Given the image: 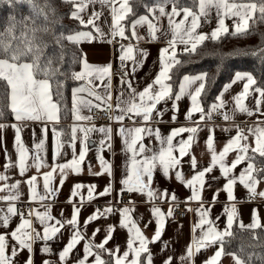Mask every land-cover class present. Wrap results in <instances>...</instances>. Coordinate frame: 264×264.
I'll return each mask as SVG.
<instances>
[{"label": "snow or ice", "instance_id": "1", "mask_svg": "<svg viewBox=\"0 0 264 264\" xmlns=\"http://www.w3.org/2000/svg\"><path fill=\"white\" fill-rule=\"evenodd\" d=\"M0 3L15 6L17 3L30 6L31 11L26 17L11 16L4 29L0 30V83L4 91L0 93V99L5 103L0 104V133L6 128L14 130V155L9 152L3 137L0 136V151L5 156V163L0 173V203L6 207L0 208V264H35V256L40 254L44 257L41 264H155L154 256L149 247L150 244L160 242L164 250L169 244L161 240L166 217L174 215V209L169 208L167 213L155 206V202L170 198V202L177 201L175 193L167 190H158L153 187L154 173L159 172L166 179H175L189 188L191 191L190 201L198 202L199 207L195 210L198 220L192 226V240L186 246L184 254L180 255V264H196V258L201 252L213 249L212 254L206 256L202 264H222L225 257H230L233 264H253L258 261L264 264V253H252L247 260L241 258L236 252L226 250L230 243L228 238L233 237L234 224L242 231H251L253 239L259 240L256 230L264 231L258 210L253 209L251 222L244 224L238 220V209L235 205L236 197L234 188L239 183L246 190L249 202L259 197L264 199V190H258L264 184V79H258L252 72H236L232 84L243 81V89L232 97L234 101L231 112L223 111L222 117L225 122H234V117L245 115L249 118L259 116L260 119L252 125L242 128L235 125V135L229 137L222 150L216 151L214 146V128H210L206 138V149L210 156L207 166L200 167L194 155L189 154L193 142L197 140L198 133L204 129L200 127L202 122L210 121L213 114L228 106L229 101L224 99L225 93L231 88L226 85L216 97L209 108L201 103L202 93L206 88V73L197 75H183L178 84V90L174 92L173 85L168 83L172 80V70L181 65L178 58L180 53L196 54L199 46L206 41L217 42L224 37H243L250 34V22L264 23V0H191V4L185 0H139L140 9L133 7L132 0H62V3L70 6L69 18L78 22L76 30H59L55 36V43L61 49L63 60V41L73 45L81 42H91L95 39L106 40L111 43L116 37L122 40L135 39L137 41L161 42L164 46L159 50V71L150 83L142 90L133 85L131 77L137 67H142L148 55L147 51L139 50V58L135 56L134 47L131 44L120 45L118 59L124 75L119 77V88L112 86V65L92 66L87 62L81 51L78 61L81 64L80 71L69 73L72 80L83 82L80 86L72 89L71 111L76 121L91 122V115H81V107L89 111L93 107L98 109H111L115 113L110 117L117 123L116 135L122 141L121 153L125 157V174L119 179L116 187L115 166L110 160L98 155L100 172L90 173L93 175L106 174L110 180L102 191L96 195L99 197L110 196L114 192L116 204H123V194L127 193L144 195L147 201L153 204L150 209L155 218L156 228L153 236L149 239L138 226L139 221L133 219L131 213L134 208L127 205L113 207L109 202L101 211L99 208L86 218L83 228L97 219L107 218L109 215H119L117 224L108 225L104 229L102 242L94 243L95 236L102 231L101 228L93 230L91 237L82 230L78 217L81 212L83 196L80 201L74 202L72 198L80 195V190L85 187L82 183H75L70 190V198L67 201L73 205L70 218L58 219L51 214L52 204L63 188L70 174H80L81 165L89 151L88 136L91 132H100L104 138L100 140V149L109 150L113 157L117 154L113 148V129L110 126L95 125L90 127L74 125L70 128V139L67 146L72 149L73 157L70 162L59 163L62 149L66 144L61 139L63 130H58L55 124L60 120L61 102L63 101V82L56 79L55 93L52 90V80L58 75H63L59 69L52 66V56L56 55L53 50L51 55H45L47 45L40 39L38 33L50 32L48 27L49 9L54 14V9L47 2L43 7L36 0H0ZM96 6H99L97 9ZM215 11L216 27L210 33L198 32L201 20L210 19L212 11ZM110 17V20H109ZM103 18V19H102ZM231 20L232 24L225 23ZM126 22V23H125ZM104 25L107 27L105 28ZM146 27L147 36H142L138 28ZM86 29V30H85ZM231 29V30H230ZM130 31V36L126 35ZM264 53L252 51L256 56ZM264 59V56H262ZM73 60H77L74 56ZM132 62L131 70L126 64ZM100 83L97 84L96 81ZM195 86V87H193ZM102 87L103 91H99ZM116 92L115 97L113 92ZM82 94H87L90 99H85ZM187 95L191 100V107L186 113V119L194 126L171 129L170 134L163 135L159 128L151 125L164 123L163 115L166 109L158 108L162 102L171 100V110L174 113L170 122H176L175 113L179 111L178 102ZM54 96L56 99H54ZM253 98L252 106L245 101ZM195 113H199V119H194ZM11 115L14 123L5 121L7 115ZM125 119L131 121L132 126L124 125ZM27 122L40 123V139L35 144L34 154L30 156V149L25 146L22 132ZM52 124L54 137L53 162L49 164L42 153L45 151V143L49 132L48 125ZM207 127V125H205ZM233 131L232 128L223 129ZM83 133L78 137L77 133ZM183 133H189L186 139L181 138L176 143L174 139L181 137ZM145 139H154L159 142V149L145 144ZM77 140L81 147L77 155ZM178 152L179 156L174 153ZM230 153H235L232 160L226 162ZM189 156L190 171L194 174L188 178L181 170L182 158ZM257 157L260 159L258 160ZM244 165L238 175L234 170ZM218 166L219 176H210ZM36 170V175L28 177L25 181L8 183L10 177L6 175L12 169H18L19 175L25 176L31 169ZM49 169L42 175V191L37 190L38 175L41 169ZM59 176L58 185H54L55 175ZM211 180L223 179L222 188L214 191L209 205L218 202L220 191L226 193L228 201L233 202L224 207L226 224L221 228L216 220L210 219L211 207H205L202 193L205 186ZM26 183L29 200L22 201L20 185ZM210 186V185H209ZM97 185L87 186L88 200L94 199ZM39 204L43 211L27 207L18 208L17 204ZM135 201L129 199L128 204ZM63 216V212H61ZM19 218L13 226L14 218ZM55 221V223H50ZM151 223V221H149ZM39 225L37 227L36 225ZM147 227V224L145 225ZM67 228L69 237L67 243L58 251H53L50 241L58 239L63 233L61 229ZM119 229L128 233L126 248L121 250L119 245L113 248L106 247L112 239V234ZM83 244L82 256H75L77 246ZM40 245V247H35ZM240 251H243L241 248ZM23 254V258L20 259ZM55 255L53 262L48 257ZM110 257L109 260L103 258ZM162 264H173V258L165 257Z\"/></svg>", "mask_w": 264, "mask_h": 264}, {"label": "crops", "instance_id": "2", "mask_svg": "<svg viewBox=\"0 0 264 264\" xmlns=\"http://www.w3.org/2000/svg\"><path fill=\"white\" fill-rule=\"evenodd\" d=\"M97 9L99 6H96ZM103 19V18H102ZM110 20V17H109ZM216 17H215V11H212V15L210 19L204 20L202 18L201 20V27L198 29V32L202 33H210L215 27H216ZM226 24L231 25V20H226ZM106 28L107 26L104 25ZM86 30V29H85ZM231 30V29H230ZM139 33L142 36H147L146 27H140L138 28ZM126 35L130 36V31H126ZM128 45L131 44L134 47V55L139 58V50H145L147 51L148 55L143 63L142 67H137V70L135 74L131 77L133 85L138 88V90H142L144 86H146L147 83H150L154 76L159 71V50L164 46L161 42H147L146 40H140L137 41L135 39L131 40H122L119 37H116L111 43L106 42V40H100L95 39L91 42H81L79 44V47L81 48L83 55L86 57L87 62L92 66H106L108 64H111L112 66L117 64L120 65V61L118 59L120 52V45ZM178 53H180V49L178 48ZM126 64L129 67V71L132 67V62L127 61ZM81 70V67L78 71ZM201 74V73H198ZM197 75V74H195ZM119 76L114 75L113 69H112V86L113 89H117L120 87L118 84ZM83 82H78L77 86H80ZM97 84L100 83L99 80L96 81ZM231 84V88L227 93L224 95V99L226 101H229L228 106L225 109H222V111H228L231 112V109L233 107L234 101H232V97L243 89V81L236 82L232 84V80L226 84ZM225 85V86H226ZM224 86V87H225ZM195 87V86H193ZM223 87V89H224ZM221 90V92L223 91ZM99 91H103L102 87L98 89ZM203 94V93H202ZM85 99H90V97L87 96V94H82ZM116 92H113V96L115 97ZM215 101V100H214ZM212 101L209 105L205 106L202 102V106L206 109L210 107V105L214 102ZM253 98L249 97L248 100L245 101V104L249 107L252 106ZM172 101H166L162 102L160 105H158V108L166 109L163 115L164 123L160 124H153L151 125L154 128H159L161 133L165 136L170 134L171 129L179 128V127H190L194 126L189 123V121L186 119V113L191 107V100L190 97L185 95L179 102H178V108L179 111L176 114L177 121L176 122H170V117L174 114L171 110ZM102 109V108H101ZM81 115H89L88 109L81 107L80 109ZM113 112V116H114ZM199 113H195L193 118L199 119ZM260 119L259 116H253L251 118L245 116V115H239L237 114L234 117V122H225L223 120V117L220 122L218 123H210L208 120L205 122H202L200 124V127L203 128V131H200L198 133L197 140L193 142L192 147L189 149V154L194 155L198 161V164L200 167L207 166L210 161L209 153L206 149V138L209 135V129L214 128V146L217 152L222 150L224 144L227 142L229 137L235 135V125H239L240 127L243 126V123H246V127L253 124L254 121ZM15 121L12 119L11 121H7L6 123L11 124ZM125 126L131 127V121L128 119H125L123 122ZM59 125H61V122L59 120L58 123L55 124V127L60 130ZM70 128L74 125L77 126H84V127H90L94 124L90 122L85 121H76L74 116L72 118V121L70 122ZM207 125V127H205ZM97 128L101 126H110L112 127L113 131V148L115 152L117 153L114 157L112 153L105 149L104 151L100 152V140L104 138V135L100 132H91L88 136V145H89V151L85 157L84 162L81 165L82 171L80 174H70L68 178L65 181V184L63 188L59 191L58 196L55 198L53 204H52V210L51 214L58 218V219H65L70 218L73 210V205L68 203L67 201L70 198V190L72 186L75 183H82L85 185L84 188L80 190V195L77 197L72 198L74 202L80 201V197L83 196V203L81 206V212L79 214L78 220L80 225L82 226V230L86 233L87 236L91 237L92 232L96 228H101L102 231L98 233L94 238V243L102 242L104 239V229L108 225L117 224L119 221V215H109L106 219L100 218L97 219L87 225L86 228H83L84 222L87 217L92 215L97 208H99L101 211L104 209L105 206L108 205L109 202L112 203L113 207H124L127 205L130 208H134V211L131 213L133 219H136L139 221L138 226L141 228V230L144 232V234L150 239L155 231L156 223L155 218L152 216L150 209L153 207V204L147 201V197L144 195L139 194H132L131 197L128 196L126 200H124L123 204H116V201L114 197L116 196V193L114 192L110 196H103L99 197L96 194L103 190V188L109 183L110 178L104 174V175H93L91 173L100 172V161L97 159L98 155H102L106 160H110L114 163L115 166V178H116V187H120L118 184L119 179L125 174L124 171V163H125V157L121 153L122 149V141L121 139L116 135L115 130L117 128V123L112 120L111 123H100L95 125ZM40 123L38 122H27V126L24 128V131L22 132V139L25 143V146L30 149V156L34 154L35 150V144L40 139ZM49 132L47 135L46 143H45V151L42 153V155L45 156L47 162L51 164L53 162V149H54V137L51 132V128L53 127L52 124L48 125ZM69 128V131H70ZM232 128L233 131H224L223 129ZM243 128V127H242ZM78 137L82 138L83 133L78 132ZM189 133H183L181 137H176L174 139V143H176L179 139L184 138L186 139ZM0 136L3 137V142L6 144L9 152H13V159L15 160L16 157L14 155V130L12 128H6L3 133H0ZM62 139V137H61ZM66 146L64 149H62L61 156L58 158L59 163L64 162H70L73 157V152L70 147L67 146V141L62 139ZM145 144H148L149 146L153 147L154 149H159L160 145L158 141H155L154 139H145ZM81 144L80 141L77 140V155L80 150ZM175 155L179 156V153H174ZM235 153H230L229 156L226 158V162L230 161L234 158ZM189 156L186 155L182 158V165L180 167V170L188 177L190 178L192 174L190 171L189 166ZM5 163V156L2 151H0V173L3 172L2 166ZM244 165H240L237 167L236 170H234V173L236 175L239 174L240 171L243 170ZM49 169H41L40 174L38 175V185L37 190L42 191V175L44 172L48 171ZM91 170V173H90ZM36 170L33 168L29 170L25 176L19 175L18 169H12L6 175L10 177L8 180V183H13L15 181H25L28 177L32 175H36ZM55 175V179L53 181L54 185H58L59 183V176ZM220 173L218 171V166L216 169H214L213 173L210 174V176H219ZM225 181L223 179L220 180H211L209 178V184L205 186V189L202 193V198L205 207H211L210 212V219L215 220L216 217H220L219 220H216V223L223 228L226 224V216L224 214V207L226 205H230L233 202H230L226 198V193L223 191H220L218 202L214 205H209L208 202L212 199L213 193L216 189L222 188ZM95 184L97 185V188L94 192V199L91 201L88 200L87 196V186ZM210 185V186H209ZM153 187L158 190H167L168 193H175L177 196V201L170 202V198L161 199L159 201L155 202V206L159 207L162 212L167 213L169 208H173L178 203H184L186 206L193 210L197 209L199 207L198 202L190 201L189 197L191 196V191L189 188L185 187L183 184H181L179 181H176L175 179H166L164 178L159 172L154 173V184ZM21 192L23 195L21 196L22 201H28L29 195H28V189L26 183H21L20 185ZM258 190H264V184H261L259 186ZM4 193H0V195H3ZM234 195L236 197L235 205L238 209V220H242L244 224H249L251 222V216L253 209L258 210V214L261 220V223L264 224V199H261L259 197L255 198L251 202H249V197L246 192V190L243 188L242 185L237 183V185L234 188ZM129 199H132L135 201L134 204H128ZM6 207L5 204L0 203V208ZM18 208H27L32 207L33 209H39L40 211H43V208L39 204H23L18 203ZM61 212H63V216H61ZM18 217L14 218L13 226L18 221ZM198 220V216L195 211H189L188 216L185 219L180 220H174L173 217H166V223L165 228L161 237V240L165 243L169 244V248L167 250H164L162 247V244L160 242L152 243L149 245L151 252L154 256V262L155 264H162L165 257H172L173 258V264H180V255L184 254L186 246H188L191 243L192 240V226L193 224ZM151 221V223H149ZM50 223H55V221H51ZM147 224V227L145 225ZM39 227V225H36ZM235 228H239L236 224H234L232 232ZM61 232L63 233L62 236H59L58 239H55L54 241H50L53 251H58L62 249V247L67 243L69 232L67 228L61 229ZM128 239V233L124 229H119L112 234V239L109 241L106 247L113 248L116 245H119L121 250H124L126 248V242ZM83 244L84 241L81 242L80 245L77 246L76 250L74 251L75 256H82L83 254ZM35 247H40V245H36ZM214 250L208 249L207 252H201L199 256L196 258V264H202V261L204 258L210 254H212ZM23 258V254L21 255L20 259ZM44 257H42L40 254H37L35 256V264H41V260ZM53 262L56 261L57 257L55 255H52L51 257H48ZM103 258L105 260H109L110 257L107 255H104ZM222 264H233L232 259L230 257H225L222 261Z\"/></svg>", "mask_w": 264, "mask_h": 264}, {"label": "trees", "instance_id": "3", "mask_svg": "<svg viewBox=\"0 0 264 264\" xmlns=\"http://www.w3.org/2000/svg\"><path fill=\"white\" fill-rule=\"evenodd\" d=\"M51 5L54 9V14L49 9L48 27L50 32H40L38 36L47 45L44 49L45 55H51L55 50L56 55L52 56V66L54 69H59L63 75H58L52 80V90L55 93L56 79L63 82L62 93L63 101L60 109V130H63L62 139H70V122L73 118L72 108V89L78 85V82L71 79L69 73L78 71L81 64L78 61L81 55L79 45H73L68 41H63V60L61 59V49L55 43V36L59 34V30H76L78 22L69 18L70 6L62 3V0H36V3L43 7L45 3ZM191 4V0H185ZM133 7L137 11L140 9L139 0H132ZM31 11L30 6L17 3L15 6L0 3V30L4 29L8 19L11 16L26 17ZM126 23V22H125ZM264 48V23L250 22V34L243 37H224L220 41H206L202 46H199L196 54L186 55L178 53L182 60L181 65L176 66L172 70V80L168 81L173 85L174 92L178 90V84L183 75H195L198 73H206V88L202 94V102L205 106L215 100V97L221 92L223 87L228 84L236 72H252L258 79H264V53L253 56L252 51L260 52ZM83 53V52H82ZM77 60H73V57ZM4 91L3 84L0 83V93ZM54 99L56 97L54 96ZM5 103L0 99V104ZM11 115H7L4 122L11 121ZM259 160L260 158L257 157ZM259 234V240L253 239L251 231H242L240 228H235L233 237L228 238L230 243L226 250L236 252L241 258L247 260L252 253H264V231L256 230ZM243 251H240V249ZM253 264H259L258 261H253Z\"/></svg>", "mask_w": 264, "mask_h": 264}, {"label": "built area", "instance_id": "4", "mask_svg": "<svg viewBox=\"0 0 264 264\" xmlns=\"http://www.w3.org/2000/svg\"><path fill=\"white\" fill-rule=\"evenodd\" d=\"M113 73L114 75H117L119 77L124 75V72L122 71L120 65H113L112 66ZM89 115L93 117V120L90 122L94 125L100 124V123H111L112 120L110 117L113 116V110L108 109H98L93 107L91 111H89ZM223 111L220 110L218 112H215L213 114V118L209 121L210 123H218L222 119V113ZM243 128H246V123H243ZM129 194L124 193L123 194V201L128 198ZM24 209V208H23ZM174 215L172 216L174 220H180V219H185L188 216L189 211H187L188 207L184 203H178L174 207Z\"/></svg>", "mask_w": 264, "mask_h": 264}]
</instances>
